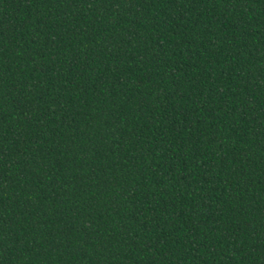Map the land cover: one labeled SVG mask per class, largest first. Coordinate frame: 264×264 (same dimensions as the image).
<instances>
[{
    "label": "trees",
    "instance_id": "1",
    "mask_svg": "<svg viewBox=\"0 0 264 264\" xmlns=\"http://www.w3.org/2000/svg\"><path fill=\"white\" fill-rule=\"evenodd\" d=\"M0 264H264V0H0Z\"/></svg>",
    "mask_w": 264,
    "mask_h": 264
}]
</instances>
